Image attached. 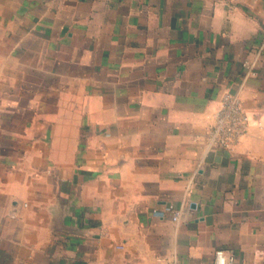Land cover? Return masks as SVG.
I'll list each match as a JSON object with an SVG mask.
<instances>
[{"label":"crops","instance_id":"0c3cea01","mask_svg":"<svg viewBox=\"0 0 264 264\" xmlns=\"http://www.w3.org/2000/svg\"><path fill=\"white\" fill-rule=\"evenodd\" d=\"M262 119L264 0H0V264H264Z\"/></svg>","mask_w":264,"mask_h":264},{"label":"built area","instance_id":"2783aa9c","mask_svg":"<svg viewBox=\"0 0 264 264\" xmlns=\"http://www.w3.org/2000/svg\"><path fill=\"white\" fill-rule=\"evenodd\" d=\"M256 126L264 131V119L255 122ZM252 125V118L245 110L237 94L227 93L223 96L221 105L215 113V120L206 140L207 152L215 149H230L244 136ZM191 191V184L187 192ZM186 206L177 207L170 203L161 208L152 210L157 218H170L176 225H180L185 218ZM214 264H239L234 258L228 256L224 250L216 252Z\"/></svg>","mask_w":264,"mask_h":264}]
</instances>
